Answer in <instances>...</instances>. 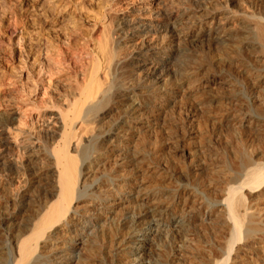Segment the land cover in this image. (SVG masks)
I'll return each mask as SVG.
<instances>
[{
	"label": "bare ground",
	"instance_id": "obj_1",
	"mask_svg": "<svg viewBox=\"0 0 264 264\" xmlns=\"http://www.w3.org/2000/svg\"><path fill=\"white\" fill-rule=\"evenodd\" d=\"M74 1L37 0L44 23L54 18L53 25L65 30V49L55 51L42 41L39 54L14 61L17 70L0 68V150L17 149L40 190L22 195L16 205L2 202L6 239L0 241V264H80L90 250L93 222L117 212L126 213L133 227L118 264H173L158 254L159 241L170 232L180 236V263L264 264V0H229L232 8L209 0L195 13L188 0H87L90 8ZM115 7L123 8L120 25L138 53L137 67L147 62L145 70L157 82L172 75L182 93L194 92L198 81L204 90L196 106L207 110L215 129L206 154L201 148L200 155H189L185 181H171L165 164L150 162L142 134L152 127H137L145 124L141 91L120 87V117L96 135L93 116L110 90L112 72L124 61L120 35L109 27ZM13 31L9 36L16 39ZM196 42L216 48L214 75L201 61L190 62L187 45ZM14 55L11 48L8 58ZM82 58L86 69L68 92L73 85L64 70ZM30 78L39 87L26 96L15 80L27 86ZM38 96L41 102L52 99L50 106L37 108ZM42 136L48 142L42 144ZM94 139L102 143L96 154ZM101 151L106 159L98 158ZM94 166L105 172L104 179L85 191Z\"/></svg>",
	"mask_w": 264,
	"mask_h": 264
},
{
	"label": "rangeland",
	"instance_id": "obj_2",
	"mask_svg": "<svg viewBox=\"0 0 264 264\" xmlns=\"http://www.w3.org/2000/svg\"><path fill=\"white\" fill-rule=\"evenodd\" d=\"M31 1L0 0V48L3 46L0 49V55H2L0 56V59L2 58L0 62V68L8 66L15 68L14 70H17L18 66L16 65V63H14V61L16 62V59L19 57L24 59L26 55H36V52H38L39 54V50H41L40 44L42 43V41H48V44L50 46H54L55 51L62 49V47L63 49H65V30H63V28H60V30H62V35L59 28L53 25V23H55L56 21V19L54 18L46 19L48 24L44 23L45 17L43 15L39 16V12H37V10L40 9V5L37 3V0ZM62 1L69 5H74L75 2L74 0ZM80 1L85 5L86 8H90L92 6L91 2H89L90 0ZM216 1L220 5L228 4V7L231 8L234 6V4L228 2L229 0ZM87 3L90 6L87 5ZM209 4V0H188L187 8L191 11V13H195L197 10L202 9V7L206 8ZM122 9V7L114 8L111 14L112 20L109 23V27L111 32H116L120 35V54L123 55L124 61L121 66H119L112 72L113 79L111 80L110 90L106 95L105 99L99 105L98 109L95 112V115L93 116L94 121L96 122V135H102L103 133H105L106 130H111L115 123L118 121L121 114V110L123 109V107H119L116 103L118 90L120 87L129 88L135 91H141L140 97H143L142 104L143 108H145L142 111L144 118L142 123L145 124H143V126L138 125L137 127L144 128L146 127V125L152 127L151 130H145L142 134V139L144 143L147 145L148 148H150L151 151L150 162L160 166L165 164V166L162 167H164L165 171L169 175H171V181L175 183L185 181L191 174L189 155H194L195 157L200 155L199 150L201 148L202 153L206 154L205 146L210 142V140H212L215 129L208 118L207 110H199L196 106L199 99L203 97L204 90L200 86V81H198L194 82V92L182 93V90L179 87L174 86V78H172V75L166 77L165 83H162L161 81L157 82L155 77L150 76L145 70V67L148 66V64H146L147 62L144 63L142 67H137L138 60L136 61L134 57L138 53L136 52V50H133L134 46L132 45V42H130L127 38V28H121L120 25V14L122 12ZM82 27L86 31L90 29V26H88V24L85 22H83ZM11 28H14L13 30H15V34L17 36L16 39L15 37L9 36V34L11 35L12 33H14L13 30L11 31ZM18 38L19 41H17ZM35 38L36 41H34ZM37 41L38 44H36ZM59 41L62 42L60 43ZM28 43L29 45H26ZM30 43L34 44L35 46H30ZM190 44L191 46H193V48L190 46ZM190 44L187 45L188 51L189 53H191V56H189V58H191L189 59L190 62L194 63V61L197 60L195 62L198 63V61H201L200 63H202L205 67L208 68V73H211L213 75L217 73V68L215 67L214 62L211 60V57L215 54L216 48L214 46L208 47L205 42H196ZM56 45H59V47ZM11 48H14L16 50V55L12 56L11 58H8V56L10 55ZM2 49L8 52L6 57L1 54ZM23 51L25 55H23ZM80 52L84 53V50H80ZM192 53L195 54L198 59H194L196 57L192 56ZM86 60V58L73 60L72 64L70 65L73 66H69V69L67 68L68 71H66L67 69L64 70V76L69 78V82L67 81V83L73 85L71 86L72 88H69L70 90H68V92L76 88V80H78V78L80 77L79 75L81 74V72L86 69V65L83 64V62ZM171 60H174V58H172ZM1 63L4 64L1 66ZM163 66L160 65V69ZM200 77L201 74L198 78ZM34 79L35 78H30L31 81L28 80L29 82H26L27 86L26 84H24L25 82L20 84L17 80H15L17 82V89L19 91H22L23 89L22 92L24 94L26 93V96L34 95L36 93L35 91L39 87V83L36 81V79ZM12 80L14 79L12 78ZM29 83H31L32 86H30ZM163 84L167 85L164 86L167 90L164 89ZM20 85L23 87H21ZM30 87H32L31 89L33 91L30 89ZM28 89H30L32 93L30 92V90L28 91ZM38 97L39 100L37 99L34 101V105L37 108L43 106H50V100L52 99H46L44 100V102H41L40 96ZM45 98L48 97H43V99ZM163 101H166V103L161 104V102ZM170 101L172 102V104ZM104 111L107 112L106 116L98 120V116L101 112ZM147 113L149 115H147ZM40 142L44 144L48 142V140L45 136H42ZM92 143L95 147L94 153L96 154L102 143H99V141L96 139H94ZM1 154L4 156V159L0 160V208L2 206V202H8V204L16 205L21 202L22 195L30 194L31 192L35 195L38 194L40 190L37 189V184H35L34 180L32 179L30 166L25 162L26 158L21 155V153L17 149L12 148H2L0 150V156ZM100 154L101 155L98 156L100 160L104 158L106 159L105 153L101 151ZM104 174L102 173L101 168L97 169L94 166L93 175L90 180H88L87 185L85 187V191L89 189L87 187L88 184L92 182L102 181L104 179ZM125 216L126 213L122 212H117L114 214L107 213L102 214L97 218L98 220L93 222L95 226L93 227L94 229L91 232L90 250L87 254V258L84 259L80 264H118L119 257L123 253V248L121 249L120 247L121 244H124V247H127L129 243L133 240V227L126 223ZM0 235H2L0 237V241H4L6 239V234L2 226L0 227ZM158 244V254L160 255V257H163L164 259L173 264H184L183 261H181L180 263L177 256L178 254L182 253V251L178 247L180 245V236L170 232L167 237H164L161 241H159Z\"/></svg>",
	"mask_w": 264,
	"mask_h": 264
}]
</instances>
